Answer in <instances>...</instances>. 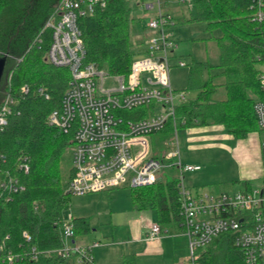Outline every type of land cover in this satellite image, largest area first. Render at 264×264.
I'll return each mask as SVG.
<instances>
[{
  "label": "trees",
  "instance_id": "obj_1",
  "mask_svg": "<svg viewBox=\"0 0 264 264\" xmlns=\"http://www.w3.org/2000/svg\"><path fill=\"white\" fill-rule=\"evenodd\" d=\"M58 2L53 0L44 6L41 18L39 9L0 0V55H8L0 91L11 74V90L17 96L8 124L0 131V178L9 171L26 185V191L16 194L12 201L0 200V239L10 235L9 244L15 247L24 242V231L32 235V244L38 249L63 244L62 209L70 202L68 187L75 174L73 165L69 167L73 160L72 138L49 124L48 117L60 105L68 80L65 68L46 59L51 31H43ZM138 2L109 0L105 8L98 7L94 14L80 19L87 61L110 75H128L135 57L145 50L149 35L145 31L146 16L136 13ZM192 2L194 19L206 21L209 29L223 31L218 38L217 64L222 81L215 82L212 75L203 76L212 64L191 65L189 88L196 89L197 95L178 105L176 120L169 122L168 128L175 132L179 128L220 124L231 135L246 138L259 131L254 104L264 99L262 71L257 67L264 61V22L251 19V0ZM13 14L18 17L13 18ZM136 25H140L141 34L135 30ZM218 86L226 89V98L212 97ZM24 162L29 165L27 173L19 170ZM177 183V178H162L151 186L133 187L134 208L155 209L162 227H176L181 219ZM35 202L39 204L37 209ZM71 223L75 235L89 230L83 218L72 216ZM241 259L230 235L215 239L201 258L203 264H241ZM17 264H74V259L46 252L36 260ZM125 264H136L135 257H127Z\"/></svg>",
  "mask_w": 264,
  "mask_h": 264
},
{
  "label": "built area",
  "instance_id": "obj_2",
  "mask_svg": "<svg viewBox=\"0 0 264 264\" xmlns=\"http://www.w3.org/2000/svg\"><path fill=\"white\" fill-rule=\"evenodd\" d=\"M193 7L192 0H180ZM109 0H59L50 13L43 31H51L46 59L65 68L67 86L60 105L50 112L49 124L72 138L74 177L68 190L74 196L101 193L117 187L151 186L164 178L168 168L178 169L177 187L180 195L179 221L182 234L188 239L189 260L182 264H203L201 258L215 239L230 235L241 253V264H264V187L234 193L192 194L186 184L185 172L202 170L200 164L182 158L178 129L170 149L152 155L148 136L167 128L176 120L178 105L170 81L172 57L177 42L165 27L173 24L172 16L159 11L148 17L145 25L149 35L145 50L135 57L128 75L113 76L94 62L87 61L80 19L105 8ZM145 11L155 8V2L139 0ZM251 19L264 22V0H251ZM37 41L41 42L38 38ZM179 66L186 65L182 59ZM264 83V73L261 72ZM27 91L28 88L24 87ZM44 92L43 89H40ZM48 97V94H46ZM17 104L11 90V74L4 90L0 91V131ZM260 135L261 158L264 166V99L254 104ZM19 170L29 171V165L19 164ZM0 178V200L12 201L16 194L26 191L19 176L7 171ZM35 208H39L37 202ZM164 229L159 222L151 225L148 240L159 238ZM71 221L64 223L63 244L41 250L32 244V235L24 231V242L15 247L9 244L10 235L0 239V264H17L36 260L43 253H55L74 264H95L93 250L98 245L79 244L74 238ZM72 240L71 244L69 241Z\"/></svg>",
  "mask_w": 264,
  "mask_h": 264
},
{
  "label": "rangeland",
  "instance_id": "obj_3",
  "mask_svg": "<svg viewBox=\"0 0 264 264\" xmlns=\"http://www.w3.org/2000/svg\"><path fill=\"white\" fill-rule=\"evenodd\" d=\"M52 1L14 0L16 5H29L34 11L41 10V18L45 12V7L50 5ZM144 2H155V8L150 11H145L142 4H139L138 9H136V13L146 16L144 20L146 25L148 17L155 16L159 11V5L157 0H144ZM160 2L164 14L172 16L174 19V23L166 26L165 31L170 33L172 39L178 44V48L174 51L175 56L172 57L173 62L169 74L171 85L175 90V101L179 103L182 93H185L188 100L194 98L198 92L194 88H189L191 65L198 62L212 64L209 70H205L203 76L207 78L212 75L215 82L222 81V78L218 76L220 68L217 67V64L219 63L218 38L222 37L223 31L221 28L209 29L206 21L194 19L196 17L195 9L190 8L180 0H160ZM17 17V14H13V18ZM138 27L140 25H136L134 28L141 34L142 29H138ZM138 56L140 55L136 57ZM179 59H182L186 65L179 66L177 64ZM257 67L264 73V61L258 62ZM226 96V89L223 86H218L212 95L215 99H224ZM178 135L184 161L196 160L198 162L196 164L202 166L200 171L185 172L186 184L190 187L193 195H196L197 191L208 194L234 193L244 190L246 187L249 190L264 187V175L258 178H255L257 176L248 178V183L242 182L246 169L245 163H249V159L253 158L251 156L244 157L248 154L245 148H249L248 152L255 156L256 144L260 139L258 131H254L248 138L244 139L234 136L233 140L230 141H219L212 138V134L207 132L189 135L182 128L178 129ZM174 137L175 132L168 126L162 131L149 135L148 140L152 155L160 157L166 153ZM71 165H73L72 159L69 167ZM178 174V169L175 167L168 168L163 173L164 178H177ZM131 189L129 185L114 188L112 189L113 193L111 191L105 192L106 194L109 193V196H106L104 200L89 207L81 204L78 196L71 194L70 202L62 209L64 222L71 221L72 216L79 217L83 214L89 219V230L80 231L74 238L70 239H75L78 243L81 242L85 245L98 242L94 248V257L98 262L103 255L112 258L125 252L126 244L121 241L130 236L129 225L126 222L128 217L136 212L131 199ZM147 210L154 212L153 209ZM147 210L143 211L148 212ZM181 233L182 230L179 225L176 228L164 227L162 253L153 256L144 253L140 258H137L138 264L144 262L146 264H166V260L170 261L169 259H172L175 264H182L189 260L191 251L188 247V239ZM71 242L72 240L69 241V244ZM133 246L135 245L133 244ZM134 249L136 250L137 247Z\"/></svg>",
  "mask_w": 264,
  "mask_h": 264
},
{
  "label": "crops",
  "instance_id": "obj_4",
  "mask_svg": "<svg viewBox=\"0 0 264 264\" xmlns=\"http://www.w3.org/2000/svg\"><path fill=\"white\" fill-rule=\"evenodd\" d=\"M183 130L188 132L189 135H192V134L196 135L198 133H203V132L211 133L212 134L211 137L215 138L219 141H221V140L230 141V140H233V138H234V136L231 135L230 133H228L225 130V128L223 127V125H220V124L204 125V126H192V127H188L186 129H183ZM258 137L260 138V135H258ZM260 142H261V140L259 139L258 143L256 144L255 156L248 152L249 148H245L248 154H246V156H244V157L251 156L253 158L249 159V161H248L249 163H245L246 169H245V172L243 174V181H242L244 183H248V181H249L248 178H252L255 176H257L255 178H258L261 175H264V166H263V162H262V158H261ZM186 162H189L192 164L198 163L196 160L195 161H186ZM246 186H248V185H246ZM110 191H111V193H113L112 189H111V190H107V191H104L101 193H90V194H86L83 196H78L80 198L79 201L81 202V204H85L86 207L87 206L89 207L91 205H94L98 201L100 202V201L104 200V198L106 196H109V193L108 194H106V193L110 192ZM134 209L136 210V212L134 214L130 215L128 217L127 222H126V224L129 225L128 228L130 230V236H128L127 239H124L121 241L123 244H126L125 252H127V253L124 252V253H122V255H117V256L112 257V258H107L106 256L103 255V257H101V260L99 259V262H98V260L95 259V264H125L126 258L131 257V256L135 257L136 264H138L137 258L138 257L140 258L144 253L150 254L151 256L162 253V251H163L162 245H163L164 236L161 235L159 238H155V239H151V240H148V238H147L151 225L155 222H159V217H158L157 211L155 209H153V211L155 212L154 213V212H149L147 209H143V210H147L148 212H144L143 210H139L136 208H134ZM85 216H86L85 214L79 215V218H83L86 221L88 220L87 222H89V219ZM112 221H113V219H112ZM163 229H164V227H163ZM75 241L78 243L77 240H75ZM79 244H84V243L79 242ZM133 244L135 245V246H133L134 248L137 247L136 250L132 247ZM93 253H94V250H93ZM169 260L170 261L166 260V262H167L166 264H175V263H173L172 259H169ZM143 264H146V263L144 262Z\"/></svg>",
  "mask_w": 264,
  "mask_h": 264
},
{
  "label": "water",
  "instance_id": "obj_5",
  "mask_svg": "<svg viewBox=\"0 0 264 264\" xmlns=\"http://www.w3.org/2000/svg\"><path fill=\"white\" fill-rule=\"evenodd\" d=\"M7 63H8V55H0V87L2 80L4 78Z\"/></svg>",
  "mask_w": 264,
  "mask_h": 264
}]
</instances>
